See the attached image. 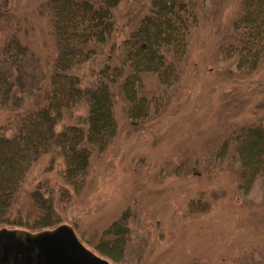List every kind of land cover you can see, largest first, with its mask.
Listing matches in <instances>:
<instances>
[{
    "label": "rangeland",
    "instance_id": "1",
    "mask_svg": "<svg viewBox=\"0 0 264 264\" xmlns=\"http://www.w3.org/2000/svg\"><path fill=\"white\" fill-rule=\"evenodd\" d=\"M241 1L205 0L180 79L164 86L156 75L143 76L140 95L153 101L149 118L128 119L117 92V133L106 149L93 152L84 180L74 187L63 177V159L43 155L29 169L11 217L35 218L31 194L39 187L52 202L53 227L71 226L111 264H264V184L259 179L248 193L239 191L231 140L234 129L264 123V61L240 70L236 52L222 50ZM149 7L150 0L121 1L114 46L110 41L77 70L84 85L96 86L99 69L116 63L122 40ZM13 34L51 74L58 49L46 0H0V54ZM43 98L35 91L24 101L31 108ZM24 111L0 103V129L12 134ZM74 111L58 131L78 121L86 105ZM121 218L127 225L118 231L126 237L111 243L104 235Z\"/></svg>",
    "mask_w": 264,
    "mask_h": 264
},
{
    "label": "trees",
    "instance_id": "2",
    "mask_svg": "<svg viewBox=\"0 0 264 264\" xmlns=\"http://www.w3.org/2000/svg\"><path fill=\"white\" fill-rule=\"evenodd\" d=\"M121 1L46 0L58 49L51 74L42 71L38 58L17 34L5 41L0 54V103L26 111L12 134L0 129V228L15 225L31 232L55 228L52 202L39 187L31 194L35 218L11 217L33 164L43 155H58L64 162L63 177L77 187L88 173L93 152L106 149L117 133V92L125 100L127 118L141 120L149 118L153 103L140 95L143 76L156 75L164 86L180 79L205 0H150L148 12L122 40L116 63L107 62L99 69L96 86L82 83L77 70L112 42L114 14ZM232 26L231 42L222 50L228 55L236 52L238 69L253 71L264 61V0H242ZM35 91L43 92V101L28 108L24 97ZM80 104L86 105V113L58 131L59 122ZM231 140L240 168L238 189L248 193L257 180L264 184L263 121L234 129ZM126 225L121 218L104 236L123 244L126 234L118 229Z\"/></svg>",
    "mask_w": 264,
    "mask_h": 264
},
{
    "label": "water",
    "instance_id": "3",
    "mask_svg": "<svg viewBox=\"0 0 264 264\" xmlns=\"http://www.w3.org/2000/svg\"><path fill=\"white\" fill-rule=\"evenodd\" d=\"M0 264H110L88 249L74 229L61 224L31 232L0 228Z\"/></svg>",
    "mask_w": 264,
    "mask_h": 264
}]
</instances>
